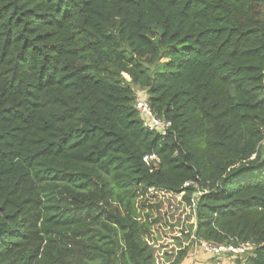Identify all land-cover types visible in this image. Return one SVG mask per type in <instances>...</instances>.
Masks as SVG:
<instances>
[{
    "label": "trees",
    "instance_id": "16d2710c",
    "mask_svg": "<svg viewBox=\"0 0 264 264\" xmlns=\"http://www.w3.org/2000/svg\"><path fill=\"white\" fill-rule=\"evenodd\" d=\"M263 142L264 0H0V264H156L181 194L164 264H264Z\"/></svg>",
    "mask_w": 264,
    "mask_h": 264
},
{
    "label": "built area",
    "instance_id": "2783aa9c",
    "mask_svg": "<svg viewBox=\"0 0 264 264\" xmlns=\"http://www.w3.org/2000/svg\"><path fill=\"white\" fill-rule=\"evenodd\" d=\"M141 93L136 92V109L140 114L144 127L154 133L161 135L167 134L172 128V122L159 117L148 101V96L144 90L140 89ZM264 144V142H263ZM144 162L152 167V170L158 169L161 163L160 158L156 154L146 155ZM189 185V183L187 184ZM200 248L208 253L211 258L216 259V264H224L225 262L236 261L243 256L250 254L256 245L250 242H240L230 240L227 243L216 244L206 240H197Z\"/></svg>",
    "mask_w": 264,
    "mask_h": 264
},
{
    "label": "rangeland",
    "instance_id": "374dc122",
    "mask_svg": "<svg viewBox=\"0 0 264 264\" xmlns=\"http://www.w3.org/2000/svg\"><path fill=\"white\" fill-rule=\"evenodd\" d=\"M153 36L156 34L152 33ZM128 81L130 80L126 75L124 76ZM135 91L141 93L139 88H135ZM145 95L147 92L144 90ZM182 194L179 198H173L171 200H166V210H167V222L160 229V234L158 240L153 245L155 250L156 264H164L172 252V247L177 242L176 239L179 236L178 227L183 229H190V225L193 224L194 219L189 215L188 210L184 208V205L181 203ZM177 225V226H176ZM176 227V228H174ZM200 253V254H199ZM188 257L195 259L194 261L199 264H216V259L211 258V256L204 252L200 245L195 241L189 250ZM239 262L230 261L226 264H238Z\"/></svg>",
    "mask_w": 264,
    "mask_h": 264
},
{
    "label": "crops",
    "instance_id": "0c3cea01",
    "mask_svg": "<svg viewBox=\"0 0 264 264\" xmlns=\"http://www.w3.org/2000/svg\"><path fill=\"white\" fill-rule=\"evenodd\" d=\"M199 254H200V253H199ZM194 260H195V259H192V258H190V257H187V258L182 262V264H199V263H196ZM207 264H209V263H207ZM224 264H226V262H225Z\"/></svg>",
    "mask_w": 264,
    "mask_h": 264
}]
</instances>
